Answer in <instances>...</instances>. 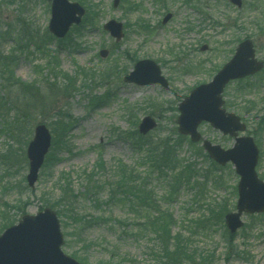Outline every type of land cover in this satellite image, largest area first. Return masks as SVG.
Listing matches in <instances>:
<instances>
[{
	"label": "rangeland",
	"instance_id": "374dc122",
	"mask_svg": "<svg viewBox=\"0 0 264 264\" xmlns=\"http://www.w3.org/2000/svg\"><path fill=\"white\" fill-rule=\"evenodd\" d=\"M81 2L85 15L91 13L89 20L82 21L73 37L56 41L47 32L48 2L0 0L1 26L21 33L16 21H24L41 45L38 51L36 45L24 44L22 52H16L15 41L3 46L6 54L16 52L13 70L25 87L0 77V229L51 208L60 222L62 250L78 262L162 264V241L149 228L152 213L137 208L141 212L135 214L111 199L116 187L109 184L118 180L123 164L139 174L140 183L145 181L162 212L173 216L171 236L181 233L187 255L211 258L212 264H264V213L242 217L244 227L231 248L224 218L213 211L221 205L228 210L225 215L236 211L239 177L231 164L218 166L201 144L179 135L177 125L178 105L213 79L240 42L251 40L256 57L264 61V0H244L241 8L231 0H120L117 7L114 0H88L91 11ZM167 14L171 18L163 23ZM111 20L123 25L118 42L103 30ZM102 50L108 51L105 58ZM141 60L160 66L168 89L124 81ZM68 84L73 87L66 89ZM224 98L226 110L241 118L247 125L244 135L253 137L259 148L257 173L264 180V70L230 84ZM62 113L71 126L69 137L59 149L51 148L30 188L27 145L40 124L54 137L53 122ZM147 116L157 127L141 136L138 126ZM199 132L224 149L234 145L233 138L209 124H201ZM166 139L175 144L180 169L161 174L140 146ZM182 171L187 173L176 183ZM68 176L77 196L76 220L59 186ZM182 259L181 264H192Z\"/></svg>",
	"mask_w": 264,
	"mask_h": 264
},
{
	"label": "water",
	"instance_id": "95a60500",
	"mask_svg": "<svg viewBox=\"0 0 264 264\" xmlns=\"http://www.w3.org/2000/svg\"><path fill=\"white\" fill-rule=\"evenodd\" d=\"M52 2L49 31L57 38H64L72 25H79L85 10L78 3L69 0H47ZM243 0H232L238 7ZM119 0H115L117 7ZM170 16L165 19L168 21ZM105 30L117 41L123 38L122 25L110 21ZM106 56V52L101 53ZM264 65L255 59L254 45L250 40L242 42L231 61L217 74L213 81L196 88L180 105L181 116L178 119L179 133L190 136L192 142H199L201 135L198 127L202 122L235 138L232 149L224 150L209 141L203 142L205 151L221 166L229 162L234 164L236 173L240 176L238 185L239 199L237 212L226 215V226L231 234L243 227L241 220L244 214L264 213V181L260 180L256 167L259 160V150L250 137H238L246 126L240 118L229 114L223 109V92L226 85L237 79L254 75L263 69ZM128 83L140 86L161 84L167 88L168 83L161 77L159 67L152 61H141L135 70L125 78ZM156 128V122L146 117L139 130L146 135ZM52 136L45 125H38L34 131L33 140L27 148L29 172L27 182L34 187L39 171L51 147ZM64 244L60 222L56 213L47 208L37 215H26L18 223L8 228L0 236V264H81L66 256L62 251Z\"/></svg>",
	"mask_w": 264,
	"mask_h": 264
},
{
	"label": "trees",
	"instance_id": "16d2710c",
	"mask_svg": "<svg viewBox=\"0 0 264 264\" xmlns=\"http://www.w3.org/2000/svg\"><path fill=\"white\" fill-rule=\"evenodd\" d=\"M13 1V0H9ZM83 3L87 5L88 0H82ZM81 2V0H79ZM82 3V2H81ZM89 11H91L90 6H86ZM91 15H87L85 19V23L89 20L88 17ZM17 25H20L19 31L10 33L9 31L12 29L10 25L7 26H1L0 24V77L1 80H5V82H11L15 80V82L25 87L24 84L20 82V80L16 79L15 73L13 70V65L15 63V53L17 51H23L25 49L24 44L28 47L36 45V48H41L40 44L37 42L38 38L35 35L34 30L27 28L26 23L24 21H16ZM81 29V28H80ZM80 29H76V33L80 31ZM46 34V33H45ZM17 35V36H15ZM9 41H15L17 44V50L16 52H13L11 54H6L4 51L3 46L7 44ZM45 43V42H43ZM72 88L70 84H68L65 88L69 89ZM29 87L25 88L27 91ZM66 92H68L66 90ZM3 93V92H1ZM4 93L2 94V96ZM19 120V117L17 118ZM24 121L22 119L20 124H23ZM56 126V130H52L54 133L53 137V148L59 149L62 142L65 141V139L68 136L70 132V124L69 121L64 117V114H57L55 121L53 122ZM18 124V125H20ZM17 125V126H18ZM19 131V129H18ZM175 144L170 143L169 140H160L158 143H153V141L142 143L140 146L141 151H146L145 156L147 157V162H149L150 165H152L153 169H156L161 172V174L170 172H177L180 169V163L177 159L176 153H175ZM146 163V162H145ZM102 165L99 163V166ZM179 168V169H178ZM191 169V168H190ZM119 173H118V180L114 182L113 184H109L110 186L116 187L114 192L112 193V201L116 200L117 203H124L125 206L129 207L132 212L135 214H140L142 210H146L147 213H152V215H148V221H149V228L154 230L158 236L159 239L162 241L163 244V258H162V264H181V260L183 261L182 257L189 259L192 264H196L197 260H200L201 264H212L211 258H202V257H195L191 256L190 254L187 255L186 248H187V242H185V239L182 237L181 233L177 234L176 236H171L172 233V227L175 224L173 220V216L169 212H162L161 207L159 206V202L155 199L154 193L150 192L148 189L147 184L143 180L142 183L139 182L138 177L139 174L136 173L134 170L130 171L127 169V167L123 166V164H119ZM184 173H187V171H182V174L179 173L175 177L176 183L182 182V177ZM91 176L88 177L90 179ZM90 182V180L88 181ZM61 193H63L64 197L66 198L65 201L68 204V207L70 208V212L72 213L71 216L73 218L79 219L78 215L76 214L74 210V202L77 199V196L74 194L73 189L71 188L70 184V177H62L60 184ZM121 201H118L121 199ZM76 203V202H75ZM137 208H140L137 212ZM134 209V211H133ZM227 208L225 205H221L217 212H214L217 217L223 218L225 215V212H227ZM154 217V218H153ZM9 225H12V223H8L5 226H3L0 229V233L6 229ZM228 244L231 248H233V237L228 235ZM172 239V240H171ZM171 240V241H170ZM173 248V250H171ZM184 248V249H183ZM181 259V260H180ZM113 260V259H112ZM167 261H169L167 263ZM100 264H119L116 262H102Z\"/></svg>",
	"mask_w": 264,
	"mask_h": 264
}]
</instances>
